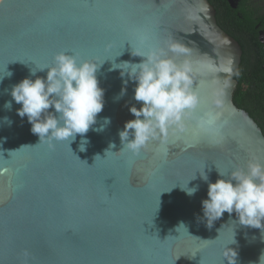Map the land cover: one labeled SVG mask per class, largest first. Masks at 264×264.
Instances as JSON below:
<instances>
[{"label":"water","instance_id":"1","mask_svg":"<svg viewBox=\"0 0 264 264\" xmlns=\"http://www.w3.org/2000/svg\"><path fill=\"white\" fill-rule=\"evenodd\" d=\"M169 43L186 51L172 53ZM159 48L191 64L197 104L184 131L170 128L133 155L119 132L135 118L129 108L140 107L135 85L125 86L127 76L110 69L140 62L136 49ZM60 52L103 63L97 78L104 108L94 127L105 117L111 123L85 134L84 152L79 134L71 142H40L27 117L17 115L20 105L3 107L11 100L5 89ZM241 55L209 0H0V75L13 73L0 83V264H228V247L237 264H258L259 229L234 223V213L207 227V183L192 181L200 187L191 197L179 188L203 169L215 182L217 168L227 178L249 160L264 164L262 129L232 99Z\"/></svg>","mask_w":264,"mask_h":264},{"label":"clouds","instance_id":"2","mask_svg":"<svg viewBox=\"0 0 264 264\" xmlns=\"http://www.w3.org/2000/svg\"><path fill=\"white\" fill-rule=\"evenodd\" d=\"M167 50L172 53L186 51L175 43H169ZM132 54L141 57L140 62L113 64L110 71L120 69L121 78L127 76L125 86L129 81L135 85L133 98L140 107L133 105L129 108L135 118L125 122L119 137L123 149L138 155L149 142L163 137L170 128L184 131V121L195 108L197 97L191 91L193 69L188 61L178 64L164 48L147 53L136 49ZM102 64L81 60L74 54L57 53L51 65L29 67L28 77L12 85L10 91L5 89L11 100L6 101L3 107L11 111L13 102L20 105L16 109L17 115L27 117L31 132L38 135L40 142H71L79 134V151L84 152L89 144L85 134L90 129L101 132L111 123L110 118L105 117L100 127H94L98 114L104 108V89L97 78ZM45 70L46 77L36 76L38 71ZM221 70L231 72L230 67ZM12 75L8 71L6 75H0V83ZM125 92L126 87L122 89L121 96ZM2 122L9 127L13 123L7 116L2 118ZM208 123L211 124V121ZM113 147L115 145L110 144L105 154ZM210 171L203 169L199 171V176L194 174L183 186L179 185L180 190L191 197L200 187L199 184L189 186L192 181L199 178L207 183V198L201 202L202 219L206 221V226L211 228L225 213L230 218L234 213V223L259 229L264 240V164L249 160L246 169L236 168L227 174V178L217 168L219 178L215 182L209 180ZM235 236L234 230L232 244L237 243ZM225 255L228 264H237L235 249L228 247ZM258 264H264V251Z\"/></svg>","mask_w":264,"mask_h":264},{"label":"trees","instance_id":"3","mask_svg":"<svg viewBox=\"0 0 264 264\" xmlns=\"http://www.w3.org/2000/svg\"><path fill=\"white\" fill-rule=\"evenodd\" d=\"M219 26L241 45L242 55L232 99L246 110L264 134V47L258 30L264 31V0H239L233 8L227 0H209Z\"/></svg>","mask_w":264,"mask_h":264},{"label":"flooded vegetation","instance_id":"4","mask_svg":"<svg viewBox=\"0 0 264 264\" xmlns=\"http://www.w3.org/2000/svg\"><path fill=\"white\" fill-rule=\"evenodd\" d=\"M233 3H235L236 7H237V5L239 4V0H233ZM257 33H258V38H259L260 42L263 44V47H264V31L263 30H258ZM260 35H261V37H260ZM263 66H264V64H263Z\"/></svg>","mask_w":264,"mask_h":264}]
</instances>
